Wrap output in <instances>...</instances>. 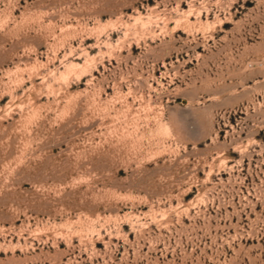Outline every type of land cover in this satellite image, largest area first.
Wrapping results in <instances>:
<instances>
[{
  "label": "rangeland",
  "instance_id": "374dc122",
  "mask_svg": "<svg viewBox=\"0 0 264 264\" xmlns=\"http://www.w3.org/2000/svg\"><path fill=\"white\" fill-rule=\"evenodd\" d=\"M0 264H264V0H0Z\"/></svg>",
  "mask_w": 264,
  "mask_h": 264
}]
</instances>
